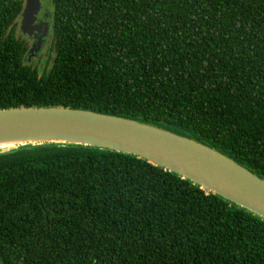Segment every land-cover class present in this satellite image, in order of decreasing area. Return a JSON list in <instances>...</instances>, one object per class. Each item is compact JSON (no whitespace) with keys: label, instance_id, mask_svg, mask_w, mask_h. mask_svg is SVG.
Instances as JSON below:
<instances>
[{"label":"trees","instance_id":"obj_1","mask_svg":"<svg viewBox=\"0 0 264 264\" xmlns=\"http://www.w3.org/2000/svg\"><path fill=\"white\" fill-rule=\"evenodd\" d=\"M46 67L0 0V108L64 105L193 137L264 178V0H49ZM1 264H264V220L143 158L0 152Z\"/></svg>","mask_w":264,"mask_h":264},{"label":"water","instance_id":"obj_2","mask_svg":"<svg viewBox=\"0 0 264 264\" xmlns=\"http://www.w3.org/2000/svg\"><path fill=\"white\" fill-rule=\"evenodd\" d=\"M41 0H25L32 34ZM46 28H47V23ZM40 39L29 53L39 49ZM78 144L128 153L188 179L264 220V178L193 137L131 117L64 105L0 108V152L27 144Z\"/></svg>","mask_w":264,"mask_h":264},{"label":"flooded vegetation","instance_id":"obj_3","mask_svg":"<svg viewBox=\"0 0 264 264\" xmlns=\"http://www.w3.org/2000/svg\"><path fill=\"white\" fill-rule=\"evenodd\" d=\"M41 3H42L41 9L39 10L36 20L33 23V25L37 27L38 31L35 30L32 34L23 33L20 30V18L21 17H19L17 29L19 30V34L21 35V38L27 44V52H26V62L27 63H31L32 60H35L38 58L42 49L50 42V38H51V21H50L51 13L47 9L45 10V8L43 7L42 0H41ZM45 23L48 24L47 28H46ZM38 39H40L41 41V45L39 49L33 52L32 54L29 53V49L31 48L33 43L37 42Z\"/></svg>","mask_w":264,"mask_h":264},{"label":"rangeland","instance_id":"obj_4","mask_svg":"<svg viewBox=\"0 0 264 264\" xmlns=\"http://www.w3.org/2000/svg\"><path fill=\"white\" fill-rule=\"evenodd\" d=\"M43 2V7L45 10L47 9L49 12H51V4L49 0H42ZM52 43L51 41L42 49L40 55L38 56L37 59L32 60L30 64L34 66H38L40 68L46 67V59H50L53 56V51L51 49ZM1 264V261H0Z\"/></svg>","mask_w":264,"mask_h":264}]
</instances>
